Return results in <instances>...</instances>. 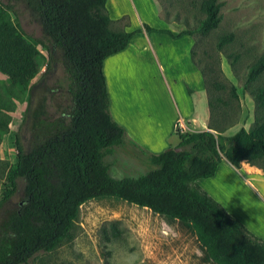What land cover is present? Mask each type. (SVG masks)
Wrapping results in <instances>:
<instances>
[{"label":"trees","instance_id":"16d2710c","mask_svg":"<svg viewBox=\"0 0 264 264\" xmlns=\"http://www.w3.org/2000/svg\"><path fill=\"white\" fill-rule=\"evenodd\" d=\"M8 1L22 2L34 12L46 43L61 51L71 106L65 117L54 120H47L39 107L33 117V145L28 151L15 136L16 160L6 172L0 208L15 196L19 182L22 193L16 208L0 221V264H27L39 253H49L71 240L80 207L100 197L117 198L188 224L214 264H264V241L229 216L195 183L212 177L222 159L237 168L241 162H249L264 174V87L249 92L254 113L248 130L240 128L231 136L223 135L235 122L214 126L209 99L206 130L180 133L177 126L175 147L156 155L142 151L149 167L144 173L114 178L103 158L113 148L133 144L109 115L102 63L125 49L129 38L139 30H110L106 0ZM219 7L216 0L202 2L204 17L197 29L200 35L216 28ZM11 9L8 5L0 10V72L22 94L44 66L37 46L47 54L48 47L20 33L8 15ZM122 18L127 20L123 28L128 27L127 16L118 20ZM141 28L154 31L145 24ZM182 34L191 37L189 32ZM231 38L221 37L217 46ZM192 56L190 50L191 62L208 94L204 73ZM263 71L264 58L248 68L246 83ZM211 87L223 88L215 82ZM229 90L236 99L232 86ZM6 124L2 126L6 128ZM96 236L104 258L110 256L108 244L125 237L139 250L137 239L122 220L102 222Z\"/></svg>","mask_w":264,"mask_h":264},{"label":"rangeland","instance_id":"374dc122","mask_svg":"<svg viewBox=\"0 0 264 264\" xmlns=\"http://www.w3.org/2000/svg\"><path fill=\"white\" fill-rule=\"evenodd\" d=\"M203 1H107L105 10L113 20L111 29L128 32L139 30L133 35L136 38L132 43L143 47L138 59L119 60V72H124L121 82H125L131 90L130 99L137 105H142L155 123L162 127L168 125L174 117L175 102L182 104L184 98V89L179 77L190 75L187 40L185 37H174L189 32L192 40V59L204 73L207 99L212 102V124L226 127L234 121L235 125L230 127L232 131L240 128L248 130L254 113V104L249 92L264 87V71L253 82L246 83L248 68L264 58V0H216L220 4L219 22L216 28L200 35L197 29L204 17L201 10ZM8 5L12 8L8 15L20 33L27 39H38L46 43L37 15L22 2L0 0V10H4ZM151 6L155 8L157 17L171 30L163 32L174 37L154 34L148 39L151 46L148 48L147 39L139 29L140 25L160 28V20L151 10ZM121 14L127 16L128 27L123 28L127 21L125 18L115 20L116 16ZM225 35H231V41L219 48L217 42ZM46 46L48 54L37 46L44 59V66L31 80L24 93L20 94L17 88L11 87L7 77L0 72V196L6 172L16 160L15 136H18L22 148L28 151L33 145V117L36 112L41 108L47 120H54L65 117L71 106L61 51L49 43H46ZM157 60L163 70L159 68ZM187 81L191 86L195 85L192 77ZM214 82L223 88H212L211 84ZM231 86L236 99L229 92ZM221 113L224 115L220 117ZM5 121L6 128L2 126ZM230 128L227 131H231ZM169 142L173 146L172 143L177 141L171 136ZM143 155L142 150L127 144L123 148H113L103 161L114 178L136 177L149 168ZM262 166L264 167V163ZM223 174L214 190L227 206V193L231 194L233 199L237 196L233 191L234 187L230 185L231 180L227 179V176L223 177ZM21 193L22 183L19 182L15 196L0 208V221L8 211L16 208ZM223 208L227 212V207ZM156 217L157 215L145 208L117 198L100 197L89 200L79 209L71 240L60 243L49 253H39L27 264H143L140 244L139 250L135 249L134 242L128 237L110 242V256L104 258L96 230L104 221L122 220L137 241L141 240L142 249L146 250L147 239L156 237L158 233L167 235V230L173 232L189 229L185 225L181 226L182 224L173 225V222H165L166 226L156 220Z\"/></svg>","mask_w":264,"mask_h":264},{"label":"crops","instance_id":"0c3cea01","mask_svg":"<svg viewBox=\"0 0 264 264\" xmlns=\"http://www.w3.org/2000/svg\"><path fill=\"white\" fill-rule=\"evenodd\" d=\"M107 1L109 2V0H106V3H108ZM151 10L157 17L153 6H151ZM121 16L123 15L116 16L115 20L119 19ZM110 20L109 28L112 30L111 25L113 24V20ZM141 25L139 29L141 30L142 36L147 39L146 44L148 48H151L148 39L154 36V34H164L171 38L174 37L163 32L166 30L169 31L170 29H168L161 20L159 22L160 28H153L148 25L150 28L154 29V31L145 32L142 30ZM124 31L128 32L127 30ZM133 35L129 38L125 49L105 58L102 63V74L107 92L109 115L115 123L123 128L125 138L130 144L135 145V147L144 152L156 155L176 146L177 142L172 143L173 146H171L169 139L172 136L177 141L174 134L177 126L180 133L206 130L209 116L208 99L201 76L197 68L191 62L190 50L192 40L186 34L175 36L174 38L185 37L187 40V53L189 59L188 71L190 75L179 77L184 89V98L182 99V104H177L174 101L173 119L170 120L165 127L160 126L157 122L155 123L153 117L144 110L142 105H137L130 99L129 91L131 90H129L125 82H121L124 78V72H119V60H136L139 58V53L143 50V47H137L132 43L136 38L133 37ZM157 64L159 68L163 70L158 60ZM190 77L195 81L194 86H191L187 81ZM186 88L190 91L189 94L185 91ZM232 128H230L231 131L226 130L223 135H233L236 131H232ZM221 168H223V170ZM222 173H224L223 177L227 176V179L231 180L233 184L229 183L234 187L233 191H235L238 197L233 199L231 198V194L227 193V206L218 192L214 190L220 183ZM195 183L222 208L225 207L226 209L227 207V212H225L229 216L239 221L245 229L255 237L264 241V200L260 199L258 194L249 187V184H253L264 191V174L260 169L249 165L246 170L242 169L240 174L237 175L233 172L230 164L222 159L212 177L198 179ZM242 199H246L247 201ZM155 215H157L155 219L164 224L165 222H173V225L182 224L181 226L185 225L187 228L189 227L188 224L181 223L168 216ZM166 232L167 235L156 233V237L147 239L146 243L148 244V248L146 247V250L142 249L141 240L138 239L142 252L143 264H214L208 259L204 250L197 243L190 227L183 231L173 230V232H171L167 230Z\"/></svg>","mask_w":264,"mask_h":264},{"label":"clouds","instance_id":"9594fccd","mask_svg":"<svg viewBox=\"0 0 264 264\" xmlns=\"http://www.w3.org/2000/svg\"><path fill=\"white\" fill-rule=\"evenodd\" d=\"M233 172H235L237 175L240 174L241 170H246L249 167V162H241V164L239 165L240 167L237 168L236 165L232 164L231 162H229ZM249 187L252 188V191L256 192L258 194V196L260 197V199L264 200V191L260 190L259 188H257L255 185L253 184H249Z\"/></svg>","mask_w":264,"mask_h":264}]
</instances>
